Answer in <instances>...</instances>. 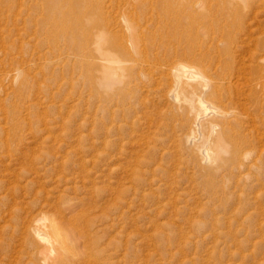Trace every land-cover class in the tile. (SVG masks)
<instances>
[{
  "label": "rangeland",
  "instance_id": "obj_1",
  "mask_svg": "<svg viewBox=\"0 0 264 264\" xmlns=\"http://www.w3.org/2000/svg\"><path fill=\"white\" fill-rule=\"evenodd\" d=\"M101 1L102 6H105L102 7L101 11L104 15L102 14V16L100 13V16L98 15L94 19L99 20L98 24L103 26L102 29L105 30V25L102 23L105 18L103 22L106 20V29L108 31L112 29L117 35L122 36L124 39L122 40L123 44L129 43L127 38L129 36L124 35L128 33L126 28H131L130 24L135 27L134 23L137 22V25L143 29L152 20L148 12L150 5H138L140 0ZM9 2L8 6L10 5V7L0 5V42L3 43L0 45L2 46L0 47V61L1 63L4 62L2 67L8 62L12 63L7 64L11 70L8 69L7 65L4 66V70L7 72L9 70L8 73L10 74L17 65L23 68L26 67L25 71H28L27 79L29 82L27 81L28 86L21 96L17 93V86L12 85L13 82H10V77H8L9 79L5 78L6 81L3 80L0 87V113L2 114L0 116L4 117L3 119L0 117V129L3 126L0 130V142L3 139H8V144L11 145L8 151L3 150L0 152L2 154L0 160V182L2 183L0 185V197L2 196L0 199V259L4 258V262L10 260V264H15L13 259L17 253L16 259L17 257L24 261L29 258L40 259V253L37 256V253L26 250L27 247L24 241L25 232L23 227L25 224L27 225L29 220L35 218L43 219L46 226L51 224L52 226L61 227L77 226V228H82L81 231H89L91 238L96 241V249L99 247L97 250H106L105 255L111 254L113 256L112 263L115 264H264V239L261 238H264V236H261L264 235V227L240 226L237 224L239 221L234 219L237 218V214H234L235 205L233 206L237 202L233 199H230V201L227 199L228 203H232V205L231 203L227 205L230 208H226L227 212L220 209L218 211L209 204L207 182L211 178L214 180L222 179L223 172L219 177L213 173L215 175L213 178L212 173H207L208 177L205 176L206 173L202 169L205 168L210 172L218 167L217 149L203 144L202 135L200 136L198 131V135L194 131L197 137L191 142L186 143L185 140H181L180 133L183 130H179L178 125L179 119L181 120L183 116L185 119L188 118L186 122L189 120L187 123H190L189 125L192 127L191 124L197 114H200L198 122L201 124L206 122L212 116V113L209 112V109V113L205 114V112L198 109L195 103L186 105L188 108L184 105V108L188 110L185 111V109V113L183 110H175L174 102L166 95L167 90L170 88L166 84L168 81L164 80L166 83H159L160 74L163 71L165 72L168 67L165 65L164 69L163 63L165 61L159 59V64H162L163 67L159 65V71L156 70L150 83L149 79L147 80L143 76H139V79H131L127 76L126 71L122 69L124 66H129L131 60L126 55L116 52L111 44L106 45L107 40L111 42L113 39L107 32L100 33L99 30L93 28L90 31L91 37L87 34L88 31H84L83 34L74 32L71 34L72 37L69 33H67L68 35H57L58 38L56 39L52 36L56 34L54 33L56 30L51 26L48 27L49 25L46 22L47 10H39L38 0H10ZM189 3L179 1L180 7L176 4L169 5L165 8V11L177 13L178 10V13H180L185 7L183 14H186V16H182V18L184 17L183 20H191L187 14L196 16L199 19L201 14L200 10L195 8L196 3L199 7L205 4L204 1L200 5L196 1L195 4L194 2ZM31 5H33L32 8H30ZM64 7L66 8V5L63 6V10L66 11ZM168 7L172 9L170 10ZM20 10L22 11L20 12ZM24 11L25 13L28 11L27 17L24 16ZM156 11L159 15L162 10L157 8ZM22 17L24 19H21ZM25 26L27 29L24 28ZM48 28L54 31H46ZM45 31L49 33L46 34ZM81 34L85 36L82 37ZM87 38L89 40L86 42ZM52 40L54 41L52 42ZM82 40L87 46L91 45L89 47L85 46V48ZM70 41L82 44L81 46L84 49L81 46H78L77 49L83 51L82 53L87 56L84 58L81 52H76V46H72ZM69 42L70 44L66 46ZM51 43L54 45H50V49L49 44ZM53 47L56 49L53 50ZM155 47L158 48V51L155 52L159 57V46L156 44ZM246 50H241V55L237 53V60L244 61V72L242 74L244 76L238 80L239 84L238 81L235 83L237 87H233L236 94L243 92L248 87L243 96H237L243 103H247L244 94L254 85L253 82L256 79L254 70L259 71L264 67V63L260 64L258 62L260 61L258 59L261 56L260 52H256L258 61H251V52L249 53ZM90 55L91 58H89ZM40 56L41 59H39ZM58 57L68 60L64 61L65 66L56 63L50 65V62ZM92 57L96 58L92 59ZM240 57L243 58L240 59ZM81 58L93 64L95 63L94 69L88 70L89 73L91 72L90 76L93 77L94 82L104 83L108 78L105 79L103 74H107L111 80L117 81L119 89L113 88L111 90V93L115 96L112 103H105V100L101 98L102 95L98 94V92L103 93V90L99 87L95 89L93 85L88 83L85 86L84 83L86 82L81 79L84 71L80 73L84 65L81 63V66L80 61H77ZM16 60L19 62L18 64ZM73 60L76 63L78 62V68L76 64L74 65ZM118 60L125 61L119 62ZM39 63L45 66L42 68V72L38 69ZM245 63L247 64L245 65ZM36 65L37 69H34ZM67 66L76 67L77 71L73 72V68L71 70ZM64 67L68 69L69 74L67 70L65 72ZM249 67L251 70L248 69ZM210 72L212 73L209 70L208 74H211ZM38 82L45 85H43L41 91L33 85V83L38 85ZM124 82L127 84L124 85L125 90L123 89V91L128 92L126 94L129 96L124 100L122 99V101L121 97L119 95L116 97L115 94L120 90L123 92L121 88H124ZM245 83L250 85L247 86ZM126 87L130 88L127 89ZM241 87L243 88L241 89ZM128 90L131 92L129 93ZM6 93L8 96L5 95ZM26 93L28 94L26 95ZM131 93L134 94L133 98H131L133 95ZM180 96L184 98L182 92H180ZM16 101H20V104H17ZM14 102H16L14 105L17 108L13 106ZM209 104V107L215 106H212V103ZM11 108H14L13 112L15 110L16 115L10 112L12 111L9 110ZM6 111L10 113L8 114ZM105 111L107 112L105 113ZM110 111L112 112V118H106L107 113ZM25 112L27 113L25 114ZM12 113L16 117L11 116ZM32 115L33 117H31ZM9 117H12V121ZM17 117H21L19 119L20 127L15 126L16 120L19 121ZM229 118L227 126L233 129L237 128V126L235 127L234 115ZM30 120H32L31 123ZM231 122L232 124H230ZM98 123L102 124L103 132L100 134L99 127H97ZM5 124L8 128L5 127ZM90 127L91 129H89ZM6 128L7 131H5V137H3ZM201 130H203V127H200V133H202ZM15 132H18V135ZM102 139L109 143L103 149L100 145ZM176 145H186V150L189 152L180 149L176 151ZM208 148L209 150H207ZM201 149H206L209 152V161L202 160V155L199 152ZM100 151H103V154L107 153L106 156L102 155ZM8 153L9 155H7ZM191 158L197 160L192 161ZM241 179L246 181L245 176H242ZM223 180L226 183L234 184L230 178ZM242 180L237 188H242L245 184ZM217 196L213 197L216 198ZM216 199L218 202H220V199L226 200L221 194ZM248 213L245 211L243 216ZM212 215L230 216L231 222L228 223L223 219L224 222L214 224ZM243 216L238 219L240 220ZM213 226L217 227L215 229L217 233L225 232L228 229L226 232H229L228 234L231 236H226L225 240L223 237L216 238L217 241L215 240V242L212 236ZM245 228L247 231L249 230L248 233L245 232ZM258 230L261 231L259 234ZM232 237H235V239H232ZM237 240L241 242L239 243ZM252 241L253 243H251ZM124 243L126 245H123ZM16 249L18 252L14 251ZM14 252H16L15 256ZM117 258L118 261H116ZM258 259L261 260L258 261Z\"/></svg>",
  "mask_w": 264,
  "mask_h": 264
},
{
  "label": "bare ground",
  "instance_id": "obj_2",
  "mask_svg": "<svg viewBox=\"0 0 264 264\" xmlns=\"http://www.w3.org/2000/svg\"><path fill=\"white\" fill-rule=\"evenodd\" d=\"M9 1L10 0H0V5H2V6L4 5L7 7L8 3H10ZM38 1H39L38 5L40 4V6H39L40 8L38 7L39 10H41V9L47 10L46 22L49 25V26L48 25L47 26L48 27L51 26V28L56 30V31H54L53 29H51L54 31V33H56L55 35L54 34L52 35L50 33L56 39L58 38V37H56L57 35H66L67 33H69L71 36V34H73L74 32H81L83 34L84 31H88L87 34L90 35L91 34L90 31H91V29L93 30V28H96V30H99L100 33L107 32L108 34H110L113 39L111 42H109V40H107L106 45L111 44L112 47H114L116 52H119V53L126 55L127 58L129 60H131V64L129 66L122 67V69H124L126 71L127 76L131 79L135 80L137 78L139 79V76H143V77H146L147 80L149 79L148 81L150 83V81H152L151 79H153L152 77L154 76L156 70L159 71V65H160V67L164 66V69L166 67L165 65H167L169 67V68L167 67L168 69L166 68L167 73H166V71L164 72L163 70H161L163 72H162V74H160L159 79L161 81L159 80V83L165 82L164 80L168 81V83H166V82L165 83L168 84L170 86V88H169V90H167L166 95L168 97H170L171 100L174 102L173 104H174L175 110L176 111H178V110L184 111L186 109L185 111H188L187 110L188 107L186 105H191V104L195 103V105H197L198 109L200 111L202 110L203 112H205V114H207L209 112L212 113V116L211 117L209 116L210 118L206 122L201 123V124H199L200 122H198L200 114H197L195 117V120L191 124V125H193L192 126L193 128L189 125L190 123L189 124L187 123L189 120H187V122H186V119H188V118L185 119L184 116H183V118L181 117V120L179 119L180 122L178 125V129L181 131L183 130V132L180 133L181 140H185L186 143L191 142L195 137H197V136H195V133L198 131L200 136L202 135L201 138L203 140L202 139L201 140H202L203 144H205L206 146L210 145L214 149H217V154H218V157H217L218 158V164L217 165H218V167L215 170L210 171V172H209V170H206L205 168L202 169V171L206 173L205 176H207V173L208 174L212 173L213 178L215 177L214 174H216L219 177L220 174H222V172H223L222 179L219 178L220 180H214L211 178L207 182V184H208L207 187L209 188L207 190L209 192V194H208L209 204L211 206H213L214 208H216L218 211H220V210L226 211V208L228 207L227 205H230L229 203H231V202L228 203L227 199H228V201H230V199H233L237 202V204H233V206L237 205V207L234 206V208L236 210V211L234 210V214H237V218H234V219H237L239 221V223H237V224H239L240 226H258V227L263 226L264 227V219H263L264 218V67L259 71L254 70V72L256 73V76H255L256 79L254 82L252 81L254 85L249 88V90L246 94H244V98H245V101L247 103L241 102L237 98V96H239V95L243 96L244 91H246L248 87L243 92L242 91L239 92V94H236L233 91V87L236 86L235 83L240 79V77L243 78L242 76H244V75H242L244 72V66H243L244 61L240 62L237 60V57H238L237 53H240L241 50L247 49L249 51V53L251 52V57H252L251 61H258V59H259L260 61H258V62H260V64L264 63V55H262V54H264V0H140L138 5H144V6L150 5V8L148 7L149 8L148 12H149L150 18H152V20H150L151 22H149L146 26H144L143 29L137 25V22L134 23L135 27H132L133 25H131L129 23L131 28L130 29H128L129 27L126 28L128 30V33L126 32L127 35H124L126 37L129 36V37H127L129 39L128 44H123L124 42L122 40H124V39L122 38V36L117 35V33L115 31H112L111 28H110L111 30H109V31L106 29L107 28L106 20H105V22H103V20L105 19L104 18L105 16L103 17L104 19L102 20V23H104L103 25H105V30L102 29L103 26L98 24L99 20L94 19V17H96L98 15L100 16V13H101V15L103 14L101 12L102 7L104 8L105 6H102L101 0H66V1L65 0H38ZM179 1H185V3H189V2L193 3L194 2V4L196 1V2H198L199 5L201 2L204 1L205 4L201 3L203 5V7H201L202 5H200V6L198 5L199 7H201L200 9H199V7H197V3H196V7H195L196 10H200L201 17L198 19L196 16H191V15L187 14L188 18L189 19L191 18V20H186V19L183 20L184 17L182 18V16L183 15L186 16V14H183L185 12L184 11L185 7L183 8V10L180 13H178L179 12L178 10H177V13L176 12L170 13L169 11H165V8H167V6H169V5L173 6L174 4H176V5H178V7H180V5H179L180 3L178 4ZM29 2H31V1H29ZM22 3H24V2H22ZM64 5H66V8L64 7L66 9V11L63 10ZM176 5H175V7H176ZM32 6L33 5H31L30 8H32ZM8 7H10V5ZM157 8H160L162 10L159 15H157V12H158V11H156ZM168 8H170V7H168ZM171 9L172 8H170V10ZM26 10H27V7H26ZM191 10H192V8H191ZM21 11L22 10H20V12ZM25 11L23 13H25ZM144 11H145V9H144ZM146 11H147V9H146ZM174 11H176V10H174ZM37 12H38V10H37ZM26 14H28V11H27V13H25V15H24L25 17H27ZM200 14H197V15L199 16ZM180 16H181V18H180ZM21 19H24V18L22 17ZM145 20H147V19H145ZM145 20H143V21H145ZM134 22H135V20H134ZM26 23H28V22H26ZM24 28H26V26ZM97 28H99V29H97ZM51 30L49 28H48V30L46 29V31H51ZM46 31L44 33H46ZM47 33H49V32H47ZM87 34H85V35L87 36ZM85 35H82V37ZM70 36H68V38H70ZM79 36H80V33H79ZM46 37H47V35H46ZM53 37H52V39H53ZM59 37H61V36H59ZM89 37H91V35ZM66 38H67V36H66ZM73 39H74V37H73ZM45 40H46V38H45ZM47 40H48V38H47ZM69 40H72V39H69ZM87 40H89V39L87 38L85 41L87 42ZM53 41L54 40H52V42ZM67 41H64V42L66 43ZM44 42H43V44H44ZM60 42H62V41H60ZM70 42L68 44H66V46L69 45ZM75 42L74 41L71 42V45L76 46V49L78 48V46L82 45V44L81 45L77 44L78 42H80L79 40H78V42H76V43ZM1 43L2 42H0V45H1ZM83 43H84V41H83ZM156 44H157V46H159V57H161V58H159L157 56L158 54L155 52V51H158V48L155 47ZM21 45H22V43H21ZM50 45H54V44L51 43V44H49V46ZM3 46H5V45H3ZM85 46L89 47L86 45V43H84V47ZM0 47H2V46H0ZM81 47H83V46H81ZM84 47H83V49H84ZM4 49H3V51H4ZM50 49H51V46H50ZM52 49L55 50L56 48L54 49V47H53ZM69 49H72V48H69ZM77 51H78V49L76 50V52ZM78 52H81V51H78ZM256 52H260V54H261L260 58L258 57V59L256 56ZM39 55H40V53H39ZM72 55L74 56V54H72ZM81 55L84 58H85V56H87L84 53H82ZM239 55H241V53ZM77 56H79V55H77ZM41 58L42 57L40 56L39 59H41ZM84 58L78 59L77 61H80V65H81V63H83V65H84L82 67L83 70L81 69L80 73L81 72L83 73V71H84V73L82 74L83 77L81 79L84 80L83 82H86V83H84L85 86L88 83V84L93 85V88H95V89H97L99 87V89L103 90V93L98 92V94L100 93L102 95L101 98H103L105 100V103L106 102L112 103V100L115 96H114V94L111 93V90L113 88L119 89L117 86V81H115V80L113 81L110 79L109 75L106 74L107 75L106 76L103 74L105 79L108 78L106 81H104V83L101 84L98 82L97 83L94 82L92 79L93 77L90 76L91 72L89 73L88 70L94 69L95 63L93 64L91 62H88V60H84ZM89 58H91V55ZM94 58H96V57H94ZM94 58L92 57V59H94ZM242 58L240 57V59H242ZM246 58H248V57H246ZM71 59H72V57H71ZM86 59H88V58H86ZM159 59L160 60L162 59L163 61H165V63H163V66H161L162 64H159V61H160ZM12 60H13V58H12ZM109 60H111V59H109ZM64 61L66 62L68 60L61 58V57H58L57 59H54L53 61H51L50 65H51V63L53 65H54V63H56L59 65L63 64L65 66L66 63L64 64ZM122 61H119V62H122ZM6 62H7V60H6ZM16 62H17V64L19 63L17 60H16ZM41 62H42V60H41ZM108 62H110V61H108ZM127 62H128V60H127ZM2 63H4V62H2ZM2 63L0 61V83L3 80L6 81L5 78L10 77V79L9 78L8 79L11 80L10 82H13L12 85L15 84V86H17V89H16V90H18L17 93H18V95L20 94V96H21V94L26 90V88L28 86L27 83L29 82L27 79L28 71L27 70L25 71L26 67L23 68V67L17 65V66H15L12 73L10 74L8 72L11 69H9V66L7 64L11 63V62H8L6 64L8 66V69H9L8 72L4 70L5 69L4 66H6V65H4L2 67ZM77 63L74 61V65L76 64V66L77 65L79 66V64H77ZM67 64H69V63H67ZM246 64L247 63H245V65ZM20 65H22V64L20 63ZM59 65H57V66H59ZM72 66H73V63H72ZM78 66H77V68H78ZM43 67H45V66H42L39 63L38 69H40V72H42ZM46 68H44V69L46 70ZM68 68L69 69L73 68V70H74L73 72H75V70H76L75 69L76 67L70 66ZM254 68H255V65H254ZM34 69H37V65ZM161 69H163V68H161ZM248 69H250V67ZM60 70H61V68H60ZM64 70H65V72H66V70L68 72V69L66 67H64ZM79 70H80V68H79ZM209 70L212 71V73L210 72L211 74H208ZM73 72H72V74H73ZM37 73H38V71H37ZM37 73H36V75H37ZM77 73L79 74V72H77ZM68 74H69V72H68ZM72 74L70 75L71 77H72ZM128 81H126V82H128ZM42 82L41 83L38 82L39 83L38 85L37 84L35 85L33 83V85L35 87L37 86L39 88V90L41 91V89L44 85V83L42 84ZM134 83H132V84H134ZM138 83H140V82H138ZM237 83L239 84V81ZM126 84L127 83L124 82L123 86ZM138 85H140V84H138ZM248 85H250V84H248ZM1 86H2V83L0 84V87ZM29 87L31 88V85ZM134 87H136V86H134ZM6 88H5V91H6ZM129 88H127V89H129ZM136 88H138V87H136ZM136 88H135V90H136ZM242 88L243 87H241V89ZM121 89H122V91H123V89L125 90V86H124V88H121ZM237 89L239 91V87ZM30 91H28V92L30 93ZM93 91H95V90H93ZM131 91L133 92V89ZM131 91H129V93ZM124 92L125 91L121 92V90H120V92L117 91V93L115 95H117L116 97H118V95H119V97H121V100L122 99L124 100V98L129 96L126 94L128 92H125V93ZM180 92H182L184 94V98L180 96ZM13 93H14V91H13ZM27 94L28 93H26V95ZM131 94H133V93H131ZM5 95L8 96L7 93ZM133 97H134V94L132 95L131 98H133ZM170 98H168V99H170ZM244 98H243V100H244ZM92 99H94V98H92ZM104 100H103V102H104ZM6 102H8V101H6ZM10 102H12V101H10ZM16 102H18L17 104H20L19 103L20 101H16ZM16 102L13 103V106H15V107H16V105H14V104ZM114 102H115V100H114ZM116 103L118 104L117 100H116ZM129 103H132V102H129ZM209 103H212L213 104L212 106H214V105L215 106L209 107L210 106ZM3 105H2V107H3ZM184 105L187 108H184ZM8 107H12V106H8ZM171 108H173V106H171ZM5 109H6V107H5ZM13 109L14 108L9 109V110H12L10 112H13ZM22 109H24V108L22 107ZM124 109H125V107H124ZM208 110H209V112H208ZM26 111H27V109H26ZM185 111H184V113H185ZM10 112H7V113L9 114ZM29 112H28V114H29ZM106 112L107 111H105V113ZM168 112H170V111H168ZM13 113H15V110ZM13 113H12V115L11 114L10 115L13 116ZM26 113L27 112H25V114ZM14 115H16V113ZM233 115H234L235 120H236L235 127L237 126V128H235V129L227 126L228 118L233 116ZM13 117H16V116H13ZM22 117H24V116H22ZM31 117H33V115ZM108 117L112 118V112L111 111L109 113H107L106 118H108ZM9 118H11V121H12V117H9ZM20 118H18V120ZM26 118L28 119V117H26ZM93 118H94V116H93ZM174 118H172V119H174ZM5 119H7V118H5ZM22 119H24V118H22ZM229 119H232V118H229ZM5 121H7V120H5ZM176 121H178V120H176ZM176 121H174V122H176ZM31 122H32V120H30V123ZM8 123H10V122H8ZM16 123H18V124H16ZM16 123H15V126L18 125L20 127V125H19L20 120L19 121L16 120ZM103 123H104V121L102 122V124ZM6 124H5V127H7ZM102 124L98 123V126L96 125L97 127H99V134L101 132H103ZM230 124H232V122ZM45 125H46V123H45ZM15 126H14V128H15ZM2 127H1V129H2ZM200 127L201 128L203 127V130H201L202 133H200ZM7 128H6V130H4V136L3 137H5V131H7ZM3 129H5V128H3ZM19 129H21V128H19ZM89 129H91V127ZM194 131H195V133H194ZM18 132H15V133L18 135ZM198 132H197V135H198ZM95 133H96V131H95ZM2 134L3 133L1 131V136H2ZM12 138H14V137L12 136ZM1 139H2V137H1ZM102 140L100 141V145H101V148L103 149V147L105 148V145L106 144L109 145V143H108V141L105 142V140H103V141ZM12 142H13V140L11 141V144H12ZM0 143H1L0 144V152H2L3 150L8 151L10 149L11 145L8 144V139L7 140L3 139L2 142H0ZM96 143L97 142L95 141V144ZM100 145H98V146H100ZM186 145L185 146L184 145H176V147H177L176 151H177V149H180L184 152H187L188 150H186L187 149ZM93 149H96V148H93ZM207 150H209V148ZM207 150L201 149L199 151L202 155V160H204V161H207V160L209 161V159H210V156H209L210 154ZM5 151H4V153H5ZM178 152H179V150H178ZM178 152H176V153L179 154ZM101 153H102V155L106 156V154L108 152L103 154V151H102ZM190 153H192V152H190ZM210 153H211V150H210ZM177 154H175V155H177ZM7 155H9V153ZM194 156L196 157L197 155H194ZM1 158H2V154L0 153V160H1ZM99 158H100V156H99ZM194 159L197 160L196 158H194ZM194 159L191 158L192 161ZM178 161H179V159H178ZM196 164H198V163H196ZM158 168H160V167H158ZM164 172H166V171H164ZM133 173H134V171H133ZM139 173H138V175H139ZM242 176H245L246 181L241 179ZM225 178L226 179L230 178L233 181L234 186L232 184L226 183L223 180ZM240 179L245 184L242 186V188H237V187H239V184L241 183ZM243 182H242V184H243ZM1 184L2 183L0 182V185ZM232 187H234V188L231 189ZM220 194L223 195V197L226 200L220 199V202H218L216 198ZM215 195H218V196L215 198V197H213ZM1 197H0V199H1ZM231 205H232V203H231ZM0 209H1V200H0ZM245 211H247V213L249 211V213L246 216H243V213H245ZM219 214H220V212H219ZM212 216H213L212 220H213L214 224L218 223V222H222L223 219H225L228 223L231 222L229 219L230 216H223V215H220V216L212 215ZM240 216H243V217H241V219L239 220L238 218H240ZM196 224H198V223H196ZM213 227H214L212 229L213 231L212 230L211 231L213 234L212 236H213L214 241L216 240V238H219V237H223V239L226 236L229 237V235H230V234H228L229 232H226L228 229L225 232L222 231V232L217 233L215 231V229H217V227H215V226H213ZM76 228H77V226L61 227V226H52V224L49 226H46L43 219L32 218L31 220L28 221L27 225L25 224V226L23 227V231L25 232L24 233L25 234L24 241H25V244L27 247L26 250L37 253V256L40 253L41 257L40 256L39 257L41 260L29 258L28 260L26 259V261H24L18 257L16 259V256H18V253L16 255L15 254L16 252H14V256L16 255L13 259L14 263L15 264H80V263H82V264H113L114 263V262L112 263V257L113 256H111V254L105 255L106 250H104V249L103 250H97L99 247L96 249V244H95L96 241H95V239L91 238V233L89 231H81L82 228H80V227H78L77 229ZM235 228H237V227H235ZM241 229H242V227H241ZM250 229L251 228L249 227V230ZM258 229H260V228H258ZM248 231L246 229L245 232L248 233ZM260 232L261 231H259L258 234ZM261 236H264V235H261ZM261 238L264 239L263 237H261ZM232 239H235V237H232ZM98 241H99V239H98ZM230 241H232V240L230 239ZM237 241H236V243H237ZM238 242L240 243L241 241H238ZM251 243H253V241ZM98 244H97V246H98ZM123 245H126V244L124 243ZM111 246H113V245H111ZM260 246H261V244H260ZM116 248H117V246H116ZM0 249H1V247H0ZM14 251H17V249ZM6 253H7V251H6ZM242 256H244V255H242ZM115 258H116V256H115ZM260 260L261 259H258V261H260ZM116 261H118V258ZM10 262H11L10 260H7L6 262H4V258L0 259V264H10Z\"/></svg>",
  "mask_w": 264,
  "mask_h": 264
}]
</instances>
